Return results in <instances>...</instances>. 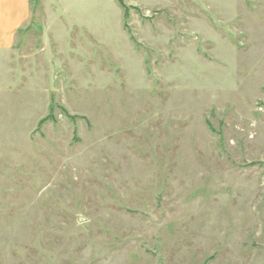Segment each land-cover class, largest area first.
<instances>
[{"label": "rangeland", "instance_id": "obj_1", "mask_svg": "<svg viewBox=\"0 0 264 264\" xmlns=\"http://www.w3.org/2000/svg\"><path fill=\"white\" fill-rule=\"evenodd\" d=\"M0 264H264V0H31Z\"/></svg>", "mask_w": 264, "mask_h": 264}, {"label": "crops", "instance_id": "obj_2", "mask_svg": "<svg viewBox=\"0 0 264 264\" xmlns=\"http://www.w3.org/2000/svg\"><path fill=\"white\" fill-rule=\"evenodd\" d=\"M31 15V0H0V50L11 49Z\"/></svg>", "mask_w": 264, "mask_h": 264}]
</instances>
